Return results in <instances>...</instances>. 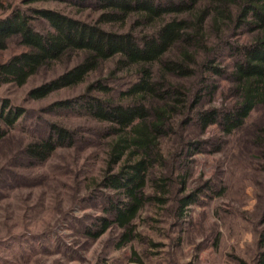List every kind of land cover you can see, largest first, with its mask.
Masks as SVG:
<instances>
[{
    "label": "rangeland",
    "instance_id": "rangeland-1",
    "mask_svg": "<svg viewBox=\"0 0 264 264\" xmlns=\"http://www.w3.org/2000/svg\"><path fill=\"white\" fill-rule=\"evenodd\" d=\"M74 1L0 0V19L16 10L33 15L30 9L56 10L90 23L99 18L101 10ZM132 22L130 17L104 27L124 32ZM33 23L41 29L47 27L40 19ZM230 40L242 45L251 35L240 30ZM24 50L17 41H11L0 51V65ZM78 55L42 68L22 86L0 78V100H10L25 111L0 142V264H258L264 229V159L246 133L259 111L247 127L230 135H223L216 124L204 131L192 124L184 128L179 125L178 130L192 140L222 139L221 149L212 152L207 144L205 151L177 156L176 166H157L154 177L165 187L164 194L151 180L145 194L161 195L163 200L143 205L132 222L136 237L128 243L118 246L123 230L115 225L97 239L87 236V227L108 217L106 200L115 191L101 186L105 175L139 158L126 146L132 129L121 136H107L103 129L107 124L85 112L51 111V107L58 101L77 98L92 81L110 71L121 78L135 68H118V58L114 57L77 86L53 91L42 99L29 96L34 88L74 65ZM219 63L231 70L233 60L224 51ZM212 79L216 89L204 96L201 106L229 107L234 102L232 83L225 77ZM41 122L62 125L83 139L70 147H58L43 163L30 164L22 155L23 148L44 129L36 125ZM176 138L161 139L158 152L164 160L171 161L177 155ZM118 154L112 163L113 155ZM2 179L7 182L2 184ZM193 193L194 200L181 210V198Z\"/></svg>",
    "mask_w": 264,
    "mask_h": 264
},
{
    "label": "trees",
    "instance_id": "trees-1",
    "mask_svg": "<svg viewBox=\"0 0 264 264\" xmlns=\"http://www.w3.org/2000/svg\"><path fill=\"white\" fill-rule=\"evenodd\" d=\"M34 1L38 0H28ZM74 2L101 10L99 18L90 23L56 10L30 9L33 15L16 10L0 19V51L11 41L26 49L0 65V78L22 86L42 68L81 54L74 65L65 66L61 74L29 94L32 99H42L53 91L83 83L111 58H118V68H135L121 78L110 71L92 81L77 98L58 101L51 107V111L85 112L107 124L103 127L107 136H121L132 129L126 146L139 158L123 164L113 174L107 172L101 186L115 191L106 200L104 210L108 217L99 218V222L85 229L89 238L97 239L115 225L123 230L118 245L122 246L136 237L132 222L143 205L163 200L161 195L145 194L149 180L164 194L165 187L154 177L159 164L165 163L168 169L170 163L176 166L177 156L205 151L208 145L212 152L221 149L222 139L192 140L178 130L179 125L184 128L192 124L204 131L216 124L223 135H230L247 127L253 114L259 111L256 120L249 123L246 136L249 134V143L264 159V0ZM130 17L132 25L124 32L104 27ZM35 19L43 20L47 27H37ZM240 30L251 35L246 44L230 40ZM224 51L233 60L231 70L219 63ZM214 77H225L232 83L234 102L229 107L201 106L204 96L216 89ZM24 116V109L13 106L10 100H0V142ZM36 125L44 129L22 152L30 164L43 163L58 147H70L83 139L78 132L57 123ZM172 135L177 137L178 152L168 161L159 155V144L161 139ZM118 156L113 155L112 163ZM194 197V193L183 196L180 209ZM261 224L264 227V210ZM259 247L258 264H264V229Z\"/></svg>",
    "mask_w": 264,
    "mask_h": 264
}]
</instances>
